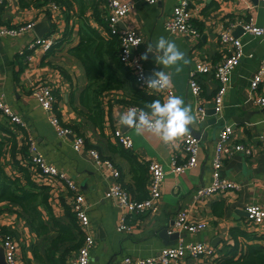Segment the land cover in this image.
<instances>
[{
	"label": "crops",
	"instance_id": "obj_1",
	"mask_svg": "<svg viewBox=\"0 0 264 264\" xmlns=\"http://www.w3.org/2000/svg\"><path fill=\"white\" fill-rule=\"evenodd\" d=\"M130 1L136 7L125 15L121 25L135 28L142 35V42L137 45L136 52L143 57L147 45L154 44L163 36L175 41L186 54V63L181 62L169 69L156 63L155 53H149L148 59L143 60L150 75L154 71H168L169 85L174 88L175 95L191 106L195 125L190 128L201 131V135H198L201 138L198 163L182 172L175 171L171 168L172 158L177 156L180 162L186 157L180 139L165 144L154 134L145 132L139 135L135 129L122 126L119 123L120 116L130 109L129 102L119 99L125 96L123 88L112 89L104 95L107 120L103 130L78 112L76 106L83 107L80 92L87 84L88 77L83 63L69 51V47L79 40V27L87 21L103 35H110L107 23H100L95 19L92 0H86V19H82L77 13L70 20H67L64 12L51 10L50 2L39 6H22L20 0H5L2 4L0 23L4 26L28 20L38 22L49 18L47 11H50L52 25L51 32L47 33L56 42L49 49H29V42L37 35L35 29L21 35H0V98L9 103L28 125L24 130L10 124L8 115L0 108V137L10 139L8 126L16 132L19 145L25 141L23 137L26 138L28 133L33 135L37 149L47 160L66 171L85 194L89 202V227L96 237L88 264H116L126 255H152L167 245L199 240L207 241L214 253L197 256L186 253L168 264H215L217 258L231 255L235 245L245 246L248 242L259 240L249 236L250 233L264 234V223L254 224L246 212L248 203L264 205V103L256 99L259 94L264 95V81L258 89L250 87V79L264 55V36L252 35L245 32L244 28H238L241 20L253 19L264 24V6L259 0H192L195 20L201 30V35L192 36L170 32L165 27L166 18L172 14L180 0H158L156 3ZM97 2L99 11L104 15V0ZM104 21L106 22L105 18ZM231 23L236 24L231 26L232 32L241 36L245 54L233 70L224 96L223 109L216 112V122L201 126L202 119L214 115L207 112L214 103L219 81L213 73H201V91L194 93L189 87V70L195 62L201 60L212 63L222 60L227 50L220 41V31L225 26L230 27ZM70 26L72 40L57 44ZM43 80L49 82L56 92V109L60 111L63 121L77 124L86 135V143L81 149L75 148L73 144L76 133L60 134L50 120L51 112L33 94L34 84ZM158 94L166 100L162 92ZM110 100L112 104L109 113ZM202 105L206 108L204 113L199 108ZM225 123L234 125L233 139L253 147L251 153L237 151L229 156L222 167L223 175L239 182L240 186L216 191L205 198L194 200L196 189L213 179L216 140ZM115 128L124 129L132 136V150L142 162L149 163L152 159H157L166 168L157 210L125 216V209L117 199L107 195V189L117 178L109 166L95 159L90 147H96L103 157H110L119 165L122 170L119 180L135 198L137 194L144 193V188L139 190L137 187L130 160L123 154L122 143L114 134ZM10 146V142L5 145L6 154L0 157V164H5L8 171L13 173L17 172V168L13 163ZM40 181L44 182L41 178ZM145 189L149 194V178ZM61 193L71 202L72 195H67L64 188L52 190L50 201L53 212L61 221L70 223V214L61 199ZM0 208H3L0 210V225L5 224L11 228L19 242V264H69L81 242L82 234L78 229L75 230L76 238L61 241L58 247L49 251L48 246L58 232L48 212L45 213V218L49 220L50 230L38 234L27 219L18 213L17 210H21L20 204L4 200L0 203ZM182 209L187 210L193 219L205 220L206 226L200 230L176 227L175 219ZM124 216L125 221L131 225L129 229L119 228ZM163 226H168L170 233L177 231V235H170L166 241L160 234ZM260 241L264 242V237Z\"/></svg>",
	"mask_w": 264,
	"mask_h": 264
},
{
	"label": "built area",
	"instance_id": "obj_2",
	"mask_svg": "<svg viewBox=\"0 0 264 264\" xmlns=\"http://www.w3.org/2000/svg\"><path fill=\"white\" fill-rule=\"evenodd\" d=\"M149 3H156L158 0H145ZM264 6V0H259ZM5 0H0V10ZM105 10L104 18L109 29V33L112 35H118L120 39V57L126 63H128L135 75L137 84L149 92L160 93L162 92L167 99L170 95H175V90L170 85L161 91H154L148 89L144 83V77L149 76L147 67L142 56L136 52V47L142 42V35L132 27H124L121 25L123 18L129 12L133 11L136 7L133 1L123 0H104ZM192 0H180L174 7L173 12L165 20V27L170 32H179L186 35L198 36L201 35V30L196 23L193 8L191 6ZM50 9L58 12H62L60 4L55 1L50 2ZM56 16L55 13H53ZM36 21L28 20L19 24L4 26L0 23V35H21L29 31H34ZM243 26L244 31L257 36H264V24H259L253 19L241 20L239 22ZM233 25L230 27L225 26L220 31V41L226 48L227 52L221 61L212 63L210 61L201 60L195 62L189 70V87L194 93H200L201 83L199 76L201 73H213L218 81V87L214 95V108L217 113L221 112L224 106V96L229 88L232 73L235 67L241 62L243 55L245 54L244 43L240 35H235L232 32ZM55 38L52 35H35V37L29 42L28 48H43L49 49ZM134 48V50H133ZM264 81V55L260 58V64L258 69L250 79L251 89H258L260 84ZM33 94L39 99L40 103L49 110L50 120L55 124L57 131L60 134L74 133V129L71 125L66 124L62 117L55 111V102L57 101V95L53 86L47 81H38L32 87ZM256 99L264 103V95L259 94ZM0 108L3 113L9 117L10 124L19 126L21 129L27 128V123L23 117L16 112L12 106L4 99L0 98ZM130 108L144 109L143 106L131 103ZM200 110L204 113L205 106H199ZM234 125L231 123H225L220 129L218 138L216 140V152L213 158V179L210 183L199 186L193 194V199L197 200L205 198L216 191L235 189L240 186V183L229 179L222 173V167L225 160L236 153L237 151H245L251 153L253 147L251 144H247L242 141L233 139ZM114 134L118 140L126 147L133 146L132 136L124 129L115 128ZM186 157L183 161H178L177 156L172 158L171 168L175 171L182 172L188 167L195 166L198 163L199 152L201 149V138L194 133L190 128L189 132L183 137L179 138ZM26 141L30 151V161H32L36 168H38L41 174V179L51 186V190L61 188H68L73 190L71 207L74 211L80 229L82 230V239L79 246L76 249V253L71 257L69 264H88L91 256V250L96 242L95 234L90 230V217H89V202L85 197V194L80 191L78 185L74 179L64 170L59 169L55 164L47 160L44 154L37 149L36 140L33 135L28 133L26 135ZM86 143V135L81 133L75 134L74 147L81 149ZM90 152L99 163H104L112 169L114 177L117 178L113 182L106 193L108 196L115 197L119 203L125 209V216L132 213H143L149 210H157L159 208V201L162 194L161 183L166 174V168L157 159H152L149 162V195L145 198H135L131 191L120 180L122 170L119 165L110 157H103L101 152L96 147H90ZM68 190V191H69ZM248 218L256 225L264 223V205L261 203H248L246 205ZM123 217V221L120 223L119 228H131V225L125 221L126 217ZM176 227H186L190 230H200L206 226L205 220L193 219L188 215V211L182 209L179 211L178 216L175 219ZM1 241L6 247V259L9 264H19L18 262V250L19 244L16 239V235L12 233H6L0 237ZM189 253L197 256L201 254L211 255L214 253L213 248L207 241H189L179 242L176 244L167 245L161 248L157 253L146 256H133L126 255L119 263L116 264H168L174 258H179L184 254Z\"/></svg>",
	"mask_w": 264,
	"mask_h": 264
},
{
	"label": "trees",
	"instance_id": "obj_3",
	"mask_svg": "<svg viewBox=\"0 0 264 264\" xmlns=\"http://www.w3.org/2000/svg\"><path fill=\"white\" fill-rule=\"evenodd\" d=\"M51 1L60 4L67 20H70L77 13L82 19H86V0H20V4L22 6L37 4L39 6ZM92 5L95 19L100 23H106L103 14L98 9L97 0H92ZM47 14L52 20V13L47 11ZM78 33L79 40L69 47V51L83 63L88 77L87 84L80 92V101L83 107L79 108L76 106L78 112L91 119L96 126L103 130L107 120L104 95L112 89L123 88L125 96L119 99L130 104H139L144 108L147 103L153 100L159 99L161 102L164 101L160 94L149 92L137 84L136 75L132 67L120 57V39L118 35H103L89 21L80 25ZM71 36L72 27L70 26L57 44L71 41ZM111 104L110 100L109 113ZM54 107L55 111H58L57 114L61 115L60 111L56 109V102ZM66 124L71 125L75 133L84 134L80 131L77 124ZM7 129L10 130L11 137L9 140L0 137V157L6 154L5 145L10 142L11 156L13 157V163L17 168V172L11 173L5 167V164H0V203L4 200H10L20 204L21 210H17L18 213L27 219L38 234H44L50 230L49 220L45 218V213L48 212L58 232L48 246L50 251L51 248L58 247L61 241L76 238V229L81 234L82 230L72 210L70 201L62 193L61 199H63L67 207L71 222H63L56 217L50 201L52 185L40 181L41 174L34 163L30 161L31 155L26 138L23 137L25 141L19 145L16 132L12 130L11 126H8ZM24 130L26 129L24 128ZM122 146L123 154L130 160L131 170L133 171L138 189L144 188V193L137 194V198H145L149 195L145 189V184L148 182L150 176L149 163L142 162L138 154L132 150V147H126L123 144ZM72 194L73 190L67 191V195ZM6 233L14 234V231L5 224L0 225V237ZM249 236L258 238L259 240L248 242L245 246L235 245L231 255L217 258L215 264H264V242L260 241V238L264 237V234L250 233Z\"/></svg>",
	"mask_w": 264,
	"mask_h": 264
},
{
	"label": "clouds",
	"instance_id": "obj_4",
	"mask_svg": "<svg viewBox=\"0 0 264 264\" xmlns=\"http://www.w3.org/2000/svg\"><path fill=\"white\" fill-rule=\"evenodd\" d=\"M149 53H155L156 63L164 69L187 62L186 54L179 49L175 41L163 36L154 44L147 45L142 58L147 60ZM143 79L148 89L161 91L169 86L170 73L166 70L154 71ZM119 123L135 129L139 135L148 132L159 137L165 144H170L189 132L190 126L195 125V117L192 115L191 106L186 105L181 97L170 95L163 102L156 99L147 103L144 109H128L121 114Z\"/></svg>",
	"mask_w": 264,
	"mask_h": 264
},
{
	"label": "water",
	"instance_id": "obj_5",
	"mask_svg": "<svg viewBox=\"0 0 264 264\" xmlns=\"http://www.w3.org/2000/svg\"><path fill=\"white\" fill-rule=\"evenodd\" d=\"M52 22L49 18H43L36 22L35 24V31L37 35H44L45 33L49 32L51 29ZM243 28L242 25H239L238 28ZM134 50V48H133ZM210 114H214L212 117H208L206 119H202L200 121L201 126H206L208 123H214L217 120V114L214 108V103H212V107L208 109V112ZM196 135H201V131H194ZM204 136V135H203ZM247 212V210H246ZM160 234L166 239L170 235H177V231L170 233L169 232V227L168 226H163L160 229ZM0 264H9L7 259H6V247L2 241H0Z\"/></svg>",
	"mask_w": 264,
	"mask_h": 264
},
{
	"label": "rangeland",
	"instance_id": "obj_6",
	"mask_svg": "<svg viewBox=\"0 0 264 264\" xmlns=\"http://www.w3.org/2000/svg\"><path fill=\"white\" fill-rule=\"evenodd\" d=\"M24 140H25V139H24ZM65 190L68 191L69 189H68V188H67V189L65 188ZM16 239H17V237H16ZM17 242H18V240H17ZM18 243H19V242H18ZM20 244H21V243H20Z\"/></svg>",
	"mask_w": 264,
	"mask_h": 264
}]
</instances>
